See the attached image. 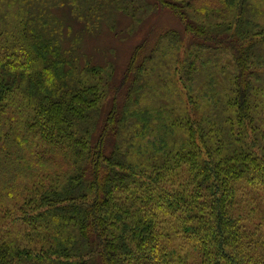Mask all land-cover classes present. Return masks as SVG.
Segmentation results:
<instances>
[{
	"label": "trees",
	"instance_id": "trees-1",
	"mask_svg": "<svg viewBox=\"0 0 264 264\" xmlns=\"http://www.w3.org/2000/svg\"><path fill=\"white\" fill-rule=\"evenodd\" d=\"M252 1L154 0L186 36L143 40L118 81L83 37L105 21L117 33L120 15L137 31L150 1L0 0V264H264V24ZM57 5L81 23L75 34ZM166 38L191 47L170 67L188 87L177 111L145 100ZM202 94L212 106H196Z\"/></svg>",
	"mask_w": 264,
	"mask_h": 264
},
{
	"label": "rangeland",
	"instance_id": "rangeland-1",
	"mask_svg": "<svg viewBox=\"0 0 264 264\" xmlns=\"http://www.w3.org/2000/svg\"><path fill=\"white\" fill-rule=\"evenodd\" d=\"M153 5V9L148 12L145 19L138 24V30L127 29L130 25L131 19L123 15L119 16V23L117 25V33L112 31L108 22H102L101 25L93 33H86L83 37V49L90 53L94 61L99 63L106 62L107 59H112L117 66V77L122 79L124 70L129 63L130 56L135 48L143 40H147L145 45L153 48L157 45V39L161 37L168 30H174L180 34L181 37L186 36L181 22L175 17V15L166 8L155 7L154 0H148ZM264 5V0H256ZM256 1L251 2L250 9H256L260 15H258V21L264 24V6L259 7L256 5ZM67 7H55V11L61 14L62 19H66L64 14L67 13ZM15 14L12 15L13 18ZM141 17V16H140ZM70 24L73 31L68 35L75 34L81 28V23L77 20L69 17ZM64 30H67L66 25ZM131 32V33H130ZM165 42L161 45V51L157 57L154 58L155 62L148 66L146 75V82L148 81V92L145 97L147 105L155 109L168 108L171 111L178 110V104L187 103L188 87L184 86V79H179L177 76L172 75L170 69L174 61L179 58L183 63H186L184 59L191 53V47L188 45L187 40L179 41L173 44L174 40L171 38L164 39ZM264 49V45L262 47ZM144 51V50H143ZM184 74V73H183ZM181 77V75H180ZM199 84H204L202 79ZM199 84H192V94L194 98L199 100V94L201 89ZM127 91L122 90L119 93L118 101L120 106L125 103V96ZM200 105L206 106V104H212L213 101L204 97L203 94ZM199 103V102H198ZM109 106L108 104H106ZM212 106V105H211Z\"/></svg>",
	"mask_w": 264,
	"mask_h": 264
}]
</instances>
